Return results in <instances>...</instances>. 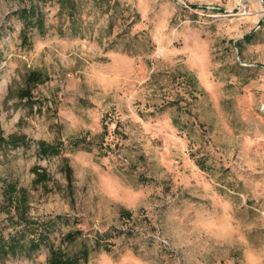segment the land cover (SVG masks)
Segmentation results:
<instances>
[{
    "label": "rangeland",
    "instance_id": "374dc122",
    "mask_svg": "<svg viewBox=\"0 0 264 264\" xmlns=\"http://www.w3.org/2000/svg\"><path fill=\"white\" fill-rule=\"evenodd\" d=\"M30 8L45 29L23 44ZM33 72L43 81L27 86ZM10 135L62 153L0 145V204L12 183L32 220L54 222L48 245L0 264L84 247L85 264H264V0H0Z\"/></svg>",
    "mask_w": 264,
    "mask_h": 264
},
{
    "label": "trees",
    "instance_id": "16d2710c",
    "mask_svg": "<svg viewBox=\"0 0 264 264\" xmlns=\"http://www.w3.org/2000/svg\"><path fill=\"white\" fill-rule=\"evenodd\" d=\"M19 19L23 23V29L21 31L23 44H29L28 32L35 28L39 33H44V21L42 16L37 13L34 8L26 9L20 12ZM250 36H245L243 40H247ZM240 43V42H239ZM238 43V44H239ZM180 76L185 80L187 88H192L193 91H199L197 88V78L188 70H180ZM175 77V74L172 75ZM43 81L41 75L37 73H31L26 78V85L41 83ZM195 97L194 92L191 93ZM23 95L28 96L29 91L23 92ZM169 106H175L177 109H182L179 102L174 100L168 103ZM173 124L178 126L176 120H173ZM34 143L37 147L38 154L43 158L59 156L62 153V144L55 143L50 144L45 141H31L24 135H10L7 138H0V145L8 147H28ZM74 147L82 145V149H87L85 140H78L72 143ZM196 165L203 170V162L200 160L196 162ZM37 179L43 181L45 175L35 172ZM65 173L67 177L71 178V170L69 166L65 167ZM27 194L24 190L18 188L16 185L10 183L6 184L2 190V203L0 204V213L9 217L10 228L8 232H0V258L8 255H15L19 251L28 247L31 251L40 249L41 246H46L50 242L51 233L53 232L54 222L39 224L37 221L32 220L28 215L27 206ZM129 216L128 212H124ZM56 221L62 219L61 216H57ZM75 233L68 234L67 240L73 242L76 237ZM98 247L100 245L98 244ZM108 249V248H105ZM90 252L88 248L84 247L78 254L67 257L63 256L58 251L50 248L48 264H85L88 262Z\"/></svg>",
    "mask_w": 264,
    "mask_h": 264
}]
</instances>
